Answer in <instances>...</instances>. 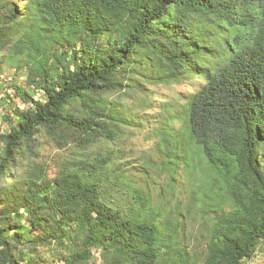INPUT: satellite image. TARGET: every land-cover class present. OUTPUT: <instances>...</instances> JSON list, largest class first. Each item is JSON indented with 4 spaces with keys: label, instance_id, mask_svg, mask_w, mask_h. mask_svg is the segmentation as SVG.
<instances>
[{
    "label": "trees",
    "instance_id": "1",
    "mask_svg": "<svg viewBox=\"0 0 264 264\" xmlns=\"http://www.w3.org/2000/svg\"><path fill=\"white\" fill-rule=\"evenodd\" d=\"M9 71L26 106L0 133V264H197L182 210L201 264L264 251V0H0V88ZM192 80L153 102L151 86ZM147 122L161 154L143 164L166 174L154 207L110 152L54 175L43 159Z\"/></svg>",
    "mask_w": 264,
    "mask_h": 264
},
{
    "label": "rangeland",
    "instance_id": "2",
    "mask_svg": "<svg viewBox=\"0 0 264 264\" xmlns=\"http://www.w3.org/2000/svg\"><path fill=\"white\" fill-rule=\"evenodd\" d=\"M13 72L5 73L3 80V86L0 88V133L8 132L13 119L6 117V115L11 114V116L17 117V108L24 109L25 103L21 101L20 98L16 96L15 101L11 99L7 94H14L15 90L11 83L10 76ZM25 76L20 77V82L24 81ZM199 86L198 81L192 80L183 83H178L173 86H151L150 89L154 92L152 97L153 102L156 104L162 100L169 99L180 93L190 94L194 92ZM31 94L37 98L39 92H36L33 89H30ZM129 101L128 99H124ZM157 108L154 106L153 109L146 110L144 115L148 121L153 117V112ZM151 122H147L146 126L143 125L141 128H126L125 136L119 137L113 141H102L91 148L88 152H82L81 150L71 147L67 149H60L49 143L46 144L42 149L43 159L51 164L50 173L54 175L58 168L59 164L62 161H69L73 159H85V155L88 154L91 159L97 153H107L110 152L114 157H120L116 161H121L123 164L128 166V170L133 175V179L138 181L141 189L146 193H149L152 197V206H156L157 201L159 200L158 191L160 189V184L165 183L166 174H161L158 177V174L149 168L145 167L142 161V157L152 159L156 161L160 151L157 148L156 137L149 135V130L152 128ZM159 152V153H158ZM99 156V155H97ZM123 160V161H122ZM127 168V167H126ZM149 174V176H145ZM179 185L181 189H178L180 196L179 201L187 204V192L185 191L187 186L181 176V173L178 175ZM145 184V185H144ZM115 197H118L115 195ZM177 200V197H176ZM173 209V207L170 205ZM182 218L186 220V233L176 232L179 237L183 238V245L189 250V255L192 258L197 260V264H201V259L203 258L202 248L203 243H206L204 239L199 237V227L198 221L194 219L189 214H185L182 210ZM198 233V234H197ZM100 260V257H98ZM192 261V260H191ZM99 262V261H98ZM193 262V261H192ZM249 264H264V251H261L253 260L249 261Z\"/></svg>",
    "mask_w": 264,
    "mask_h": 264
}]
</instances>
